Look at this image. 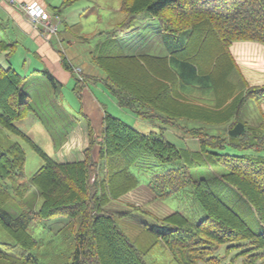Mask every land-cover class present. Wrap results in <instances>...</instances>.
<instances>
[{
    "label": "trees",
    "instance_id": "trees-1",
    "mask_svg": "<svg viewBox=\"0 0 264 264\" xmlns=\"http://www.w3.org/2000/svg\"><path fill=\"white\" fill-rule=\"evenodd\" d=\"M76 1L62 0L54 11ZM119 10L125 18L92 51V61L105 73L100 82L118 106L152 128L140 132L104 109L97 160L91 155L96 140L89 122V146L82 160L71 162L54 160L16 126L35 105L25 77L10 64L16 42L0 40L7 63H0V127L42 160L25 178L22 144H0V264H38L32 253L37 239L28 225L53 219L64 220L57 230L71 231L68 264H149L145 255L157 241L177 264H231L239 256L241 264H264V116L256 123L246 119L250 99L257 107L264 104V85L249 86L230 52L239 41L264 46V0H121ZM144 15L156 21L164 54H127L114 41L118 28L127 31ZM5 28L1 23L0 30ZM60 54L61 65L71 70ZM42 72L53 81L47 69ZM153 120L160 122L156 129ZM176 134L194 138L198 148L177 146L170 140ZM205 166L225 168L218 179L250 204L261 231L228 206L208 180L191 177L192 168ZM141 176L158 199L189 187L203 218L171 212L149 227L152 240L141 247L107 208L137 188ZM238 247V256L226 260Z\"/></svg>",
    "mask_w": 264,
    "mask_h": 264
},
{
    "label": "rangeland",
    "instance_id": "rangeland-1",
    "mask_svg": "<svg viewBox=\"0 0 264 264\" xmlns=\"http://www.w3.org/2000/svg\"><path fill=\"white\" fill-rule=\"evenodd\" d=\"M120 2L121 0H78L63 8L62 13L67 15L65 19H67L68 25L67 29L62 28L63 33L67 35V38L62 40V46L63 48L68 47L72 52L69 54L72 56H70L72 68L71 70H67L61 65V69L71 76L69 84H66L63 80L60 70L57 72L47 68V71L53 77V81L44 73L31 75L32 71H27L28 78L24 84L26 86L28 83L27 89L34 86L30 94L32 95V101L36 103L34 106L35 111L30 112L25 118L16 121L15 124L22 131L26 133L31 132L34 136L32 139L54 159L57 158L58 151L59 155L64 153L62 150L67 153L73 151L74 153H79V155H84V149L89 146L90 136L88 135L87 123L89 122L91 127L92 124L86 114L81 115L77 110L79 104L77 97L81 100L84 93L90 95L88 90H84L87 84H94L92 85V90L98 99L105 104L103 107V104L97 101L100 111L105 108L108 113L121 118L140 132H147L144 129L145 122L142 121L143 119L138 118L129 110L123 109L121 110L123 112L116 110L119 109L117 108L119 106L115 98L108 93L100 82L105 77V73L92 61V51L97 52L100 45L108 39L107 32L117 28V24L125 18V15L119 10ZM59 34H62L60 29ZM113 37H115L114 41L119 44L120 50L124 53L158 55L165 53L166 45L163 35L160 33L156 21L148 15H144L136 20L134 26L127 31H120L118 28L116 35ZM247 46L233 43L230 46V52L240 69V64H243L244 72L242 74L243 76L245 75L244 78L249 86L264 85V82L260 81V76H258L264 74V57H256L255 53H250L254 52L251 51L254 49ZM17 54L22 53L18 52ZM61 56L60 54V64ZM23 57L24 55L18 58H11V62L15 70L21 74H26L24 71L26 67L23 68L22 64ZM0 63L4 66L7 65L3 55H0ZM74 79H78L79 84L76 86L78 94L76 89L72 90ZM253 80L255 82H251ZM249 101L250 106L246 110V119L250 123H256L260 114L264 116V107L262 105L257 107V105L252 104L254 102L253 99ZM103 117L104 113L102 121ZM156 122L160 124L157 120H153L155 129L157 126L155 125ZM150 125L152 126V124ZM78 126H82L84 134L86 132V142L78 134L73 135L71 139H67L68 134ZM212 131L216 132L215 130H210V132ZM101 136L102 133L98 136L93 132L96 143L91 148V155L94 160H97L99 155ZM175 137L173 139L175 141L178 140L179 136L177 134ZM181 140L186 146H189L188 143L193 141L194 138L185 137ZM11 142H20L22 144L26 154L24 165L25 178H29L41 166L42 160L18 136L10 134L0 127V144L7 145ZM225 152L239 153V151L234 149H225ZM225 172L226 170L222 166H205L192 168L190 174L193 179L204 178L208 180L213 187L212 189L220 195L228 206L234 209L253 230L261 231V223L250 204L237 191L223 184L218 179ZM39 204L40 199L37 201V206ZM107 208L113 210L109 209L115 214L117 224L129 237L135 241L140 240L143 242L141 246L143 248H147L152 240L149 227L157 219L174 211L189 215L197 220L204 216V211L194 199L189 187L165 199H158L148 189L146 179L142 176L137 188L119 199L111 201ZM58 222L62 224L64 220L33 221L28 225V232L37 239V246L32 253L38 259V264H68L70 262L73 250L71 231L69 229L57 230L56 223ZM1 236H4V232L0 230ZM0 247L2 249L1 245ZM240 249L241 247L234 248L228 254L226 260H234L238 256L236 253ZM219 253H223L222 249ZM145 258L149 264H177L170 251L160 241L153 244L152 248L146 253ZM236 259L231 264H241L242 256ZM222 264L224 263L222 262Z\"/></svg>",
    "mask_w": 264,
    "mask_h": 264
},
{
    "label": "crops",
    "instance_id": "crops-1",
    "mask_svg": "<svg viewBox=\"0 0 264 264\" xmlns=\"http://www.w3.org/2000/svg\"><path fill=\"white\" fill-rule=\"evenodd\" d=\"M16 1L28 2V3L35 2L38 5H40L48 14H50L51 21L57 24L58 31L56 32V34L49 35L48 38L42 36L41 34L42 26L40 24H37L35 26L32 25L26 19L24 14L18 11L10 2H8L7 0H0V24L2 23L6 25L4 31L0 30V40L2 39L6 42H13V41L16 42V49L14 53L9 57L10 64L13 65L11 62V58H18L24 55L23 63H22L23 68L26 67V69L24 70L26 74H22L25 77L24 83L25 81H27L28 78L27 73L29 71H32L31 75H33V74L43 73L42 70L49 68L51 69V71L55 70L58 72L60 70V73L63 75V80L65 81L66 84H69V82L71 81V76L67 72L61 69V64L59 61L60 59L59 53L62 52L67 57L68 61L72 64V60H71L72 56L69 55L72 53L71 50H69L68 47L63 48L62 46V40L67 38V35H65V33H63L62 31L63 27L67 29L68 22H66L67 19H65V16L67 15L62 13V10H60L61 13L59 12L58 14H56V12L54 11V8L58 7L62 0H16ZM59 29L61 30L62 34H59ZM234 43L236 44L239 43L241 45H248L247 47H251V49H254L251 50L254 52H250V51L248 52L255 53L254 55H256V57L258 58L264 57V46L260 43L248 42V41H243V42L239 41ZM18 52H21L22 54H17ZM127 54H132V52ZM0 55H3V57L5 58L4 53H0ZM240 65H241L240 70L243 73L244 72L242 67L243 64ZM258 76H260L259 78L260 81L264 82V74ZM259 79H257V81H259ZM251 82H255V81L253 80ZM74 83L72 85L73 87H74ZM92 85L94 84L91 85L87 84L86 88L84 89V90H88L90 92V95L88 93H84L82 95L81 100L76 95L77 100L79 101V104L77 103L78 104L77 110L81 115L86 114V116H88L92 124L94 133L100 136L102 133V126H103L102 115L104 113V110H102L103 112L100 111L98 102L101 104L103 103L95 95L94 91L92 90ZM33 87L29 88L28 91L30 92L33 91ZM32 105L34 106L36 105V103L32 102ZM104 105L105 104H103V107ZM262 107H264V104H262ZM117 108H119L116 109L119 112L123 110V108L121 107H117ZM150 128H152L151 125L145 124L144 127L145 131L149 130ZM81 132L84 136L81 134ZM27 133L31 138L34 137L31 132H27ZM75 134H78L80 138H82L83 141L86 142V135H85L86 132L84 134V132L82 131V126H78L76 129L71 131L68 134L67 139L68 138L71 139V137ZM173 138L175 139L176 137L171 135L170 140L173 143L181 144V145L177 144V146L180 147L186 146L181 139L177 138L178 140L175 141ZM188 144L189 147L192 149L198 148V142L195 140L190 141ZM62 151L64 153L60 155H59V151L57 152V158L55 159L53 157L52 158L58 162H66V161L71 162L75 160H81V158L83 157L81 153H80L81 155H79V153H74L73 151H70V153H67L64 150Z\"/></svg>",
    "mask_w": 264,
    "mask_h": 264
},
{
    "label": "built area",
    "instance_id": "built-area-1",
    "mask_svg": "<svg viewBox=\"0 0 264 264\" xmlns=\"http://www.w3.org/2000/svg\"><path fill=\"white\" fill-rule=\"evenodd\" d=\"M10 2L18 11L24 14L26 19L32 24H40L42 26L41 34L44 37L56 34L58 28L57 24L53 23L50 19V15L37 3L35 2H19L16 0H7Z\"/></svg>",
    "mask_w": 264,
    "mask_h": 264
},
{
    "label": "bare ground",
    "instance_id": "bare-ground-1",
    "mask_svg": "<svg viewBox=\"0 0 264 264\" xmlns=\"http://www.w3.org/2000/svg\"><path fill=\"white\" fill-rule=\"evenodd\" d=\"M101 37V36H100ZM90 38V37H89ZM150 55V54H149ZM140 56V55H139ZM232 210V209H231Z\"/></svg>",
    "mask_w": 264,
    "mask_h": 264
}]
</instances>
